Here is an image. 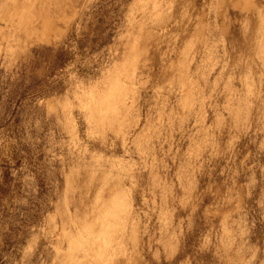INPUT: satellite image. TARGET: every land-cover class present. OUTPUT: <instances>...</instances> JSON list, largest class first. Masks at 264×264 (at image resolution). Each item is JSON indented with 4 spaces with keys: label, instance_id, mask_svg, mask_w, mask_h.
<instances>
[{
    "label": "rangeland",
    "instance_id": "rangeland-1",
    "mask_svg": "<svg viewBox=\"0 0 264 264\" xmlns=\"http://www.w3.org/2000/svg\"><path fill=\"white\" fill-rule=\"evenodd\" d=\"M261 27L264 0H0V264H264Z\"/></svg>",
    "mask_w": 264,
    "mask_h": 264
},
{
    "label": "bare ground",
    "instance_id": "bare-ground-1",
    "mask_svg": "<svg viewBox=\"0 0 264 264\" xmlns=\"http://www.w3.org/2000/svg\"><path fill=\"white\" fill-rule=\"evenodd\" d=\"M42 1H43V0H42ZM168 1H169V0H168ZM221 1H222V0H221ZM158 2H159V1H157V3H158ZM43 3H44V2H43ZM150 3H152V2H150ZM167 5H168V4H167ZM56 6H57V5H56ZM59 6H60V5H59ZM43 8H44V7H43ZM144 8H145V7H144ZM144 8H143V9H144ZM160 8H161V7H160ZM30 11H31V10H30ZM30 11H29V12H30ZM29 14H30V13H29ZM29 14H28V15H29ZM155 14H156V13H155ZM31 15H32V14H31ZM147 15H148V14H147ZM33 16H34V15H33ZM20 17H21V16H20ZM154 17H155V16H154ZM148 18H149V17H148ZM22 19H23V18H22ZM27 19H28V17H27ZM144 19H145V18H144ZM20 21H22V20H20ZM156 21H157V20H156ZM139 22H141V21H139ZM261 28H262V27H261ZM51 29H52V28H51ZM262 29H263V28H262ZM263 30H264V29H263ZM133 35H134V34H133ZM263 35H264V34H263ZM128 36H129V35H128ZM122 37H123V36H122ZM161 40H162V39H161ZM263 42H264V41H263ZM263 42H262V43H263ZM259 43H260V41H259ZM257 44H258V43H257ZM128 45H129V44H128ZM130 45H131V44H130ZM184 45H185V44H184ZM260 45H261V44H260ZM263 45H264V44H263ZM262 47H263V46H262ZM185 48H186V47H185ZM257 48H258V47H257ZM259 49H260V47H259ZM257 50H258V49H257ZM259 51L261 52L262 49L259 50ZM257 52H258V51H257ZM262 52H263V51H262ZM262 52H261V53H262ZM263 53H264V52H263ZM258 54H259V53H258ZM261 55H262V54H261ZM180 56H181V55H180ZM212 56H213V55H212ZM263 56H264V55H263ZM128 66H129V65H128ZM209 68H210V67H209ZM123 71H124V70H123ZM115 74L117 75V73H115ZM111 76H112V75H111ZM120 78H121V77H120ZM130 78H131V77H130ZM108 79H109V78H108ZM250 82H251V81H250ZM106 84H107V83H106ZM119 84H120V83H119ZM114 86H115V85H114ZM251 86H252V85H251ZM115 87H118V86H115ZM115 87H114V88H115ZM126 87H127V86H126ZM188 87H189V86H188ZM110 88H111V87H110ZM114 88H113V89H114ZM80 90H81V89H80ZM102 90H103V89H102ZM102 90H101V91H102ZM120 90H122V89H120V88H119V89L116 88L117 95L119 94L118 96L116 95L117 98H118V97L121 95V93H122ZM107 91H108V90H107ZM110 91H115V89H114V90L111 89ZM98 92H99V91H98ZM116 92H115V94H116ZM123 92H124V91H123ZM133 92H134V91H133ZM110 93H111V92H110ZM90 94H91V93H90ZM103 94H104V93H103ZM111 94H112V93H111ZM115 94H114V95H115ZM127 94H128V93H127ZM108 95H109V93H108ZM108 95H107V97H110V96H108ZM114 95H113V96H114ZM121 96L124 97L123 95H121ZM248 96H249V95H248ZM112 98H113V97H112ZM108 99H109V98H108ZM97 100H98V99H97ZM115 100H117V99H115ZM98 101H99V100H98ZM108 101H109V100H108ZM110 101H111V100H110ZM118 101H120V100H118ZM122 101H123V100H122ZM122 101H121V102H122ZM188 101H189V100H188ZM103 102H105V101H103ZM113 102H114V100H113ZM198 102H199V101H198ZM94 103H95V105H96V102H94ZM108 103H109V102H108ZM183 103H184V102H183ZM104 104H106V102H105ZM118 104H119V103H118ZM191 104H192V103H191ZM98 105H99V104H98ZM98 105H97V107H98L97 109H95V107H93V109L90 108V107H88V111H89V109H91V113H90V114H91V115H94V116H95V115L98 116L97 119L100 120V119H101V115H99V114H97V113L99 112L100 109H102V110H105V109H103V106H104L103 103L100 104V106H98ZM106 105H108V104H106ZM111 105H112V102H111ZM123 105H124V104H123ZM109 106H110V104H109ZM120 106H121V105H120ZM120 106H119V107H120ZM189 106H190V105H189ZM110 107H111V106H110ZM112 107H114V106H112ZM223 107H224V106H223ZM104 108H106V107L104 106ZM121 108H122V106H121ZM123 108H125V107H123ZM128 108H129V107H128ZM161 108H162V107H161ZM114 110H115V108H114ZM114 110H113L112 112H114ZM123 111H124V110H123ZM203 112H204V111H203ZM124 113H125V112H124ZM124 113H123V114H124ZM195 114H196V113H195ZM104 115L106 116V113H105ZM110 115H112V113H111ZM233 116H235V115H233ZM103 117H104V116H102V119H103ZM109 117H111V116H109ZM113 117H114V116H113ZM121 117H122V116H121ZM234 118H235V117H234ZM70 119H71V118H70ZM85 120H86V119H85ZM111 120H112V119H111ZM90 121H91V120H90ZM119 121H120V120H119ZM124 121H125V120H124ZM124 121H123V122H124ZM96 122H97V120H96ZM97 123H98V122H97ZM107 123H109V122H107ZM128 123H129V122H128ZM123 124H124V123H123ZM159 124H160V123H159ZM122 127H123V126H122ZM123 128H125V127H123ZM101 129H102V128H101ZM122 132H123V131H122ZM194 133H195V132H194ZM140 134H141V133H140ZM147 137H148V136H147ZM137 138H138V137H137ZM151 139H152V138H151ZM194 139H195V138H194ZM215 147H216V146H215ZM213 155H214V154H213ZM116 163H117V162H116ZM119 172H120V171H119ZM75 174H76V173H75ZM183 177H184V176H183ZM178 178H179V177H178ZM109 179H110V178H109ZM107 180H108V179H107ZM178 180H179V179H178ZM99 187H101V186H99ZM112 196H113V195H112ZM117 197H118V196H117ZM161 197H162V196H161ZM115 199H116V198H115ZM98 200H99V199H98ZM92 202H93V201H92ZM113 202H114V201H113ZM66 203H67V202H66ZM101 203H103V202H101ZM113 204H114V203H113ZM113 204H112V205H113ZM63 205H64V204H63ZM116 207H117V206H116ZM97 210H98V209H97ZM160 210H161V209H160ZM74 211H75V210H74ZM125 211H126V210H125ZM116 213H117V212H116ZM124 214H125V213H124ZM115 216H116V214H115ZM115 216H114V217H115ZM69 218H70V217H69ZM112 218H113V217H112ZM106 219H107V218H106ZM123 219H124V218H123ZM108 220H109V219H108ZM132 220H133V219H132ZM62 224H63V223H62ZM64 226H65V225H64ZM64 226H63V227H64ZM90 227H91V226H90ZM100 228H101V226H100ZM86 230H87V229H86ZM71 233H72V232H71ZM94 233H95V232H94ZM106 233H107V232H106ZM120 233H121V232H120ZM86 234H87V233H86ZM96 234H98V231H97ZM118 234H119V233H118ZM84 235H85V234H84ZM88 235H89V233H88ZM99 236H100V235H99ZM100 237H101V236H100ZM100 237H99V238H100ZM226 238H227V237H226ZM232 238H233V237H232ZM96 240H97V239H96ZM104 242H105V241H104ZM73 243H74V242H73ZM73 243H72V244H73ZM100 243H101V242H100ZM102 243H103V242H102ZM102 243H101V244H102ZM114 243H115V242H114ZM90 244H91V243H90ZM105 244H106V243H105ZM225 244H226V243H225ZM77 245H78V244H77ZM77 245H76V246H77ZM103 245H104V244H103ZM132 245H133V244H132ZM174 245H176V244H174ZM93 246H94V245H93ZM80 247H81V246H80ZM72 248H73V247H72ZM73 249H74V248H73ZM80 249H81V248H80ZM91 249H93V248H91ZM60 250H61V249H60ZM88 250H89V249H88ZM97 252H99V251L97 250ZM100 254H101V252H99V255H100ZM71 255H72V254H71ZM68 258H69V257H68ZM70 258H71V257H70ZM74 258H75V257H74ZM74 258H73V259H74ZM66 259H67V258H66ZM87 260H89V259H87ZM91 261H92V260H91Z\"/></svg>",
    "mask_w": 264,
    "mask_h": 264
}]
</instances>
